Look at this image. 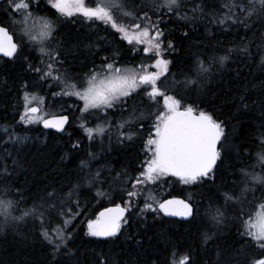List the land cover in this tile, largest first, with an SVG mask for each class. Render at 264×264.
<instances>
[{
  "label": "snow or ice",
  "instance_id": "1",
  "mask_svg": "<svg viewBox=\"0 0 264 264\" xmlns=\"http://www.w3.org/2000/svg\"><path fill=\"white\" fill-rule=\"evenodd\" d=\"M40 4L41 0H6L3 14L7 19L0 20V59L7 58L5 64L25 65L23 70L32 73L37 83L46 84L50 91L58 89L52 92L53 97H75L82 102L79 126L89 141L99 138L102 149L104 138L109 141V150L113 138L120 146L141 139L144 124L150 119L151 130L143 140L144 159L139 161L135 176L123 168L111 177L112 169L106 164L93 170L91 163L100 154L89 152L88 159L80 160L73 180L60 187L49 183L38 197L27 196L24 186L18 183L19 175L30 170L28 162L10 152L0 156V233L10 231L27 240L30 237L24 235L21 225L31 223L33 233L38 231L36 238L48 249V264H83L72 246L75 229L69 230L82 214L79 199L73 200V196L78 197L80 189L88 188L95 189L96 197L112 199L116 192L112 184L118 180L121 202L112 200V206L97 212L95 219H88L85 236L114 243L123 235L142 252L144 240L137 238L138 231L128 233L127 229L135 223L143 226V219L137 221L136 217L146 219V213H154L156 220L163 214L194 227L199 241L177 261V246L161 232L159 239L172 247L169 264H264V0H225L219 6L216 0H47L58 15L44 14ZM62 17H82L89 27L103 25L105 35L87 43H68L60 33ZM173 18L189 28L199 22L216 25L223 32L235 30V38L227 44L194 41L197 51L173 72L175 61L165 57L177 48L162 27ZM206 32L212 35L208 28ZM17 35L19 39H14ZM108 36H119L137 55L142 52L140 62L121 63L117 49L97 64L100 41ZM183 36L189 39V31ZM85 50L92 57V67L82 75L72 73L67 67L68 58L75 61ZM210 86L216 89L212 96L221 98L219 108L202 106L208 104ZM21 87L25 89V103L19 122L63 131L69 117H49L43 107L46 98L27 91V83ZM136 97H141L139 102ZM117 108L121 115L113 123L109 111ZM225 108L228 118L221 119ZM253 113H259V124L252 146L233 145L231 120L242 121ZM86 115L95 117L97 123L88 126ZM240 127L253 125L241 123ZM3 132L16 145L28 139L15 129L9 132L5 127ZM79 148V141L72 144L73 151ZM233 152L236 162L225 166ZM106 168L109 175H105ZM229 175L230 182L218 183L221 176ZM164 177L205 192L197 194L198 201L191 193L187 198L160 200L148 186ZM105 184L108 189H104ZM142 195L143 206L134 212ZM53 214L63 223L49 227ZM225 233L234 235L240 246L224 243ZM97 256L98 264H139L135 259L122 261L112 252Z\"/></svg>",
  "mask_w": 264,
  "mask_h": 264
},
{
  "label": "trees",
  "instance_id": "2",
  "mask_svg": "<svg viewBox=\"0 0 264 264\" xmlns=\"http://www.w3.org/2000/svg\"><path fill=\"white\" fill-rule=\"evenodd\" d=\"M224 2L225 0H216L217 6ZM41 4H44L43 0H41ZM6 6V1L0 4V20L7 19V16L3 14ZM48 13L51 12L46 10L44 14L49 15ZM162 27L165 29L167 38L173 39L177 48L176 52L167 55L168 59L175 61V64L171 66L173 72L177 70L181 62H187L189 57L197 51L193 47L194 41H203L205 45L215 44L217 41L227 44L235 38V30L223 32L216 25L209 26L199 22L194 27L189 28L174 18L168 23L163 24ZM206 28L212 31V35L207 34ZM184 31H189V39L184 38ZM60 33L68 43H75L79 40L87 43L89 39L95 40L98 36L105 35V31L96 33L89 27L73 26L68 22H65L63 27L60 28ZM240 35H243L242 29L240 30ZM249 36H251V33H249ZM100 44L102 50L95 57L97 64L100 62L101 57L112 55L113 51L117 49L120 52L121 63L131 64L137 59V54L132 53L130 46L126 42L120 41L119 36H108L106 40L100 41ZM85 56H87V59H85ZM4 60L0 59V156H6L10 152L13 156L19 155L28 162L30 170H27L26 174L22 172L18 179V183L24 186L27 196L38 197L42 195L41 189L49 183H54L57 187L67 185L68 181L73 180L80 160L88 159L89 152L100 154L99 158L93 160L91 163L93 170L100 164H106L112 169L111 177H115L116 172L121 171L123 168H127L135 176L139 161L144 159L142 138L124 146L116 144L113 138L111 150H109L108 139L104 138L102 149L99 138L95 142L89 141L83 129L75 124V120L79 121V118L77 112L73 113L74 105L72 106V104H76L74 100L65 97H53L52 92L57 91V88H53L50 91L46 84L37 83L32 73L23 70L26 67L25 65L5 64ZM68 60L67 67H69L72 73L79 72L82 75L83 72L92 67V57L87 55L86 50L84 55H80L75 61L71 57ZM81 61L84 62L83 65ZM25 83L28 84L27 91L35 92L38 96L46 98L47 102L43 107L48 110L49 116L67 115L69 117L68 125L62 134L45 132L39 126L25 127L21 123L19 124L25 91L21 85ZM170 83L171 76H169ZM215 91L216 89L210 86L207 96L208 104L202 106L211 107L215 105L219 108L221 98H214L212 96V92ZM140 98L136 97L135 100L139 102ZM193 98H195V95H193ZM132 102L130 101V104ZM223 111L224 115L221 116V119H227L228 110L225 108ZM117 112L118 114L113 117V110L109 111V118L112 117L114 123L121 115L119 108H117ZM258 115L259 113H253L252 116L244 117L242 121L231 120L229 135L233 145L245 144L250 147L252 146V139L258 136V130L255 127L259 124ZM85 119L88 120V126L90 127L97 123L95 117H87L86 115ZM241 123L253 125V127L241 128ZM5 127L9 129V132L15 129L18 134L22 136L26 135L28 139L23 145H16L14 141L8 139V133L3 132ZM76 141L80 142V148L73 151L72 144ZM65 156L66 158L62 160L61 157ZM235 162L236 157L235 152H233L231 159H226L225 166ZM9 164H11V160H9ZM228 171L230 172V169ZM105 175H109L108 168L105 169ZM225 180L230 182L231 176H221L218 183ZM103 187L104 189H108L109 185L105 184ZM112 187L116 189L112 199L96 197L95 189L88 188L80 189L78 197L73 196V200L79 199V210L82 214L73 221L69 230L75 229V239L72 242V246L77 249V255L80 256L83 264H98L99 257L97 254L101 252L105 254L109 252L115 253L122 261L135 259L139 261V264H144L145 261H148L149 264L152 261H156L157 264H169L172 247L170 244H166L159 239L161 232L166 233L172 243L177 246V261L189 247H197L199 241L194 227L176 220L165 219L162 216L161 219L154 220V213H146V219L136 217L137 221L143 219V226L135 223L127 229L128 233L138 231L139 235L137 238L144 240L145 248L142 252L137 250L131 242L125 241L123 235L118 240H115L114 243H101L96 238L85 236L88 219H95L97 212L101 211L104 207L112 206V200L115 203L121 202L120 182L118 180L114 181ZM67 190V186H65L64 191L67 192ZM148 190L160 200L171 197L187 198L191 193L194 194V198L198 201L199 195L197 194L205 192V189L195 186H185L176 182L174 178L169 177H164L160 182L149 185ZM147 194L148 192H145V195ZM124 199H127V197L125 196ZM143 203L144 197L142 195L138 200V207L133 211H139V207H142ZM2 219L0 217V220ZM62 223V219L53 214L48 226L56 227ZM21 231L25 236L30 238L23 240L15 237L10 231L0 233V264H48V260L50 259L48 249L36 238L38 231L33 233L31 223L22 224ZM231 232L234 234L235 228H232ZM225 235L227 236V240L224 243L235 245L236 247L240 246L237 244V238L234 235H229L228 233H225ZM149 237H151V240L148 239ZM256 251L258 252L259 250L257 249ZM256 258L259 257L257 256Z\"/></svg>",
  "mask_w": 264,
  "mask_h": 264
},
{
  "label": "rangeland",
  "instance_id": "3",
  "mask_svg": "<svg viewBox=\"0 0 264 264\" xmlns=\"http://www.w3.org/2000/svg\"><path fill=\"white\" fill-rule=\"evenodd\" d=\"M44 1V4H41L40 5V7H41V9L43 10V11H49L48 10V8H50V6L47 4V0H43ZM89 2H91V0H89ZM54 11H55V9H54ZM56 13V12H55ZM57 14V13H56ZM58 15V14H57ZM77 19L78 18H80L81 20H83L84 21V19L82 18V17H76ZM61 20H62V22H63V24H65V22H66V20H65V18H61ZM84 22H86V21H84ZM17 37V39H19V36L17 35L16 36ZM133 53V52H132ZM143 55V53L141 52V54L140 55H136L137 57V59L133 62V63H136V64H138L139 62H140V60H141V56ZM165 58H167L168 59V57L166 56ZM133 63H131V64H133ZM145 63H150V61H145ZM152 70H154V69H152ZM142 95V94H141ZM65 98H69V97H65ZM70 99H72V100H74L75 102H76V104H72V106H73V113H78L77 115H78V118L79 117H81V113L79 112V107H82V102H80L79 100H77L75 97H71ZM141 99V98H140ZM63 101H64V99H63ZM131 101V100H130ZM130 101H129V105H131L130 104ZM140 101V100H139ZM24 103L25 102H23L22 103V113H23V111H24ZM148 102L145 100V104H147ZM162 100L160 101V105H161V107H162ZM35 106V105H34ZM153 107H155V105L153 106ZM44 110H45V112L46 113H48V115H49V112H48V110L46 109V108H44ZM116 114H118V112H117V109H115V110H113V117L114 116H116ZM110 119L112 120V122H113V118L112 117H110ZM152 119H154V117L152 118ZM19 121H20V118H19ZM80 123H81V120L79 119V121H77V120H75V124H77V125H80ZM114 123V122H113ZM151 123H152V120L150 119V120H147L146 122H145V124H144V132H143V135H142V140H145V139H147V136H148V132L151 130ZM19 124H20V122H19ZM22 124V123H21ZM23 126H25V127H34V126H39V123H37V124H30V125H24V124H22ZM90 125H92V123H90ZM144 146V145H143ZM162 180H163V178H162ZM254 211H256V210H254Z\"/></svg>",
  "mask_w": 264,
  "mask_h": 264
},
{
  "label": "flooded vegetation",
  "instance_id": "4",
  "mask_svg": "<svg viewBox=\"0 0 264 264\" xmlns=\"http://www.w3.org/2000/svg\"><path fill=\"white\" fill-rule=\"evenodd\" d=\"M50 6V5H49ZM48 10L51 12V13H48L49 15H53V14H56L55 13V11H54V9H51V7L50 8H48ZM44 13H45V11H43ZM57 15V14H56ZM72 19H74V20H76V23H72L71 22V20ZM66 22H68V23H71V25H75V26H83L84 28L85 27H89V24L87 23V22H84L83 20H81L80 18H76V17H73V18H70V19H68V20H66ZM92 31H94V32H96V33H98V32H104V27H103V25H100V27L99 28H96V27H89ZM99 64V63H98Z\"/></svg>",
  "mask_w": 264,
  "mask_h": 264
},
{
  "label": "water",
  "instance_id": "5",
  "mask_svg": "<svg viewBox=\"0 0 264 264\" xmlns=\"http://www.w3.org/2000/svg\"><path fill=\"white\" fill-rule=\"evenodd\" d=\"M4 1H6V0H0V3L4 2ZM2 59H7V58H2ZM67 124H68V123L65 124L63 131H57L56 129H52V128L45 129V128H43V125H42V124H40L39 127H40V129L43 130V131L54 132V133H56V134H62V133L65 131V129H66V127H67ZM172 198H173V197H172ZM177 198H178V197H177ZM167 199H170V198H167ZM109 207H110V206H109ZM161 216L163 217V214H161ZM163 218L168 219V220H176V221L181 222V221H180V218H177V217H163Z\"/></svg>",
  "mask_w": 264,
  "mask_h": 264
}]
</instances>
